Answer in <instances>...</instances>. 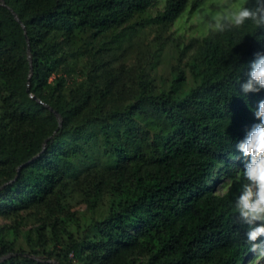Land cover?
<instances>
[{
    "label": "trees",
    "instance_id": "16d2710c",
    "mask_svg": "<svg viewBox=\"0 0 264 264\" xmlns=\"http://www.w3.org/2000/svg\"><path fill=\"white\" fill-rule=\"evenodd\" d=\"M189 2L0 0V216L13 219L0 226V264H244L252 254L235 209L236 145L259 122L264 90L245 95L240 83L264 28L191 40L169 77L115 66L138 26L167 28Z\"/></svg>",
    "mask_w": 264,
    "mask_h": 264
},
{
    "label": "clouds",
    "instance_id": "9594fccd",
    "mask_svg": "<svg viewBox=\"0 0 264 264\" xmlns=\"http://www.w3.org/2000/svg\"><path fill=\"white\" fill-rule=\"evenodd\" d=\"M218 7L210 23L214 32L240 29L248 22L254 24L257 30L264 28V0H252L250 6L238 0H219ZM251 34L256 36V33ZM247 77L240 83L245 95L264 90V52L255 54L249 63ZM253 112L259 122L253 124L236 145L245 159V165L242 173L244 182L235 201V209L239 221L248 226L246 239L249 251L257 258H264V99L258 102Z\"/></svg>",
    "mask_w": 264,
    "mask_h": 264
},
{
    "label": "rangeland",
    "instance_id": "374dc122",
    "mask_svg": "<svg viewBox=\"0 0 264 264\" xmlns=\"http://www.w3.org/2000/svg\"><path fill=\"white\" fill-rule=\"evenodd\" d=\"M197 3L194 6V3ZM245 3V0H238ZM219 0H190L187 8L181 15L167 28H159L157 25L147 27H137L133 36L124 41L123 50H120V60L115 62V66L125 64L126 67L135 65L144 66L147 70L155 69L158 77H169L171 72L179 65H184L188 55L180 61L183 51L190 44L191 40L202 38L212 30L210 28L211 17L219 10ZM163 4H159L162 8ZM62 37L61 32L57 34ZM101 41H96L93 46H97ZM70 50L77 48L78 44L71 45ZM190 51L188 50V54ZM82 63L77 66L81 69ZM78 74L69 77L71 80ZM224 183H219L218 191H226ZM85 204L74 205V210L85 209ZM36 218L30 219L24 230H29L36 223ZM13 223V219L0 216V226H7ZM34 237V236H33ZM72 256V255H71ZM55 262V260H52ZM244 264H264V258H257L252 253L247 257Z\"/></svg>",
    "mask_w": 264,
    "mask_h": 264
}]
</instances>
